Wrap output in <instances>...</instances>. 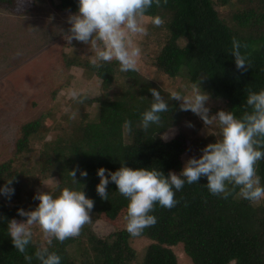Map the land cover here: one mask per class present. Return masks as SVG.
I'll return each mask as SVG.
<instances>
[{
	"label": "trees",
	"instance_id": "trees-1",
	"mask_svg": "<svg viewBox=\"0 0 264 264\" xmlns=\"http://www.w3.org/2000/svg\"><path fill=\"white\" fill-rule=\"evenodd\" d=\"M51 1L57 13L77 11L78 0ZM18 3L19 0H0V9L17 13ZM149 15H159L165 21L162 27L148 26L151 34L161 33L163 38L153 67L165 80L183 77L189 83L200 81L202 90L212 99L222 100L226 110L233 111L237 117L242 115L248 90L264 89V0H168L165 6H154ZM232 38L247 45L240 49L252 65L246 72L236 69L234 57L229 54ZM68 58L63 56L68 62L65 74H69L72 67L83 68L86 80L95 78L94 81L99 82L98 95L92 99L80 92L77 100L85 106L96 104L97 112L92 121H86L84 115V120L74 121L73 127L66 128V135L43 144L42 171L55 177L60 188L79 189L80 185L74 184L68 175L79 166L81 171L87 172L86 179L81 178L79 172L76 179L84 185L82 190L86 197L94 201L91 214L113 220L121 211L126 214L128 201L117 192L114 183L107 186L108 200H101L95 191L99 183L97 170L102 167L114 172L123 162L134 170L156 168L165 176L173 170L179 173L184 165L183 156L189 153L193 141L188 146L179 144L175 138L165 141L161 138L162 132L180 128L187 121L193 125L188 127L191 132L197 133L201 120L190 111H180L179 102L170 100V112L161 114V125H153L145 132L139 128V123L141 114L151 103L149 89L159 90L168 101L171 93L164 84L158 85L138 71L121 73L115 61L96 69L91 62ZM103 89H112L114 93ZM66 119L70 121L69 116ZM126 120L132 122L130 133L123 127ZM41 127L37 121L22 125L13 153L30 152V141L41 133ZM11 163L0 164V187L14 177L11 187L15 190L10 199L0 195V264H26L23 255L12 245L7 223L11 219L24 220L17 214L18 210H35L38 203L26 206L21 202L23 181L11 170ZM257 171L264 186V160L259 162ZM206 183V178H201L198 184L186 183L176 193L180 203L171 210L156 207L152 213L157 217L156 225L145 229L140 236L151 244L144 249L139 264H179L171 250L179 244L192 264H230V261L264 264V206L240 198L238 190L228 199L212 196L203 186ZM58 193V189L54 191V195ZM89 227H84L78 238L53 242L49 250L61 256V264L136 263V253L130 247L133 237L124 225L105 238L95 236ZM75 242L85 251L83 255L69 253ZM39 246L33 242L27 253L33 255ZM32 264L39 262L33 259Z\"/></svg>",
	"mask_w": 264,
	"mask_h": 264
},
{
	"label": "clouds",
	"instance_id": "clouds-1",
	"mask_svg": "<svg viewBox=\"0 0 264 264\" xmlns=\"http://www.w3.org/2000/svg\"><path fill=\"white\" fill-rule=\"evenodd\" d=\"M168 0H78L77 11L69 15L70 27L64 34L65 41L87 45L91 55L89 60L96 69L115 61L121 73L136 72L142 56L139 40L149 35L148 24L162 27L164 19L159 15H149L155 6L160 8ZM242 45L232 38L231 51L236 69L241 73L251 68V62L241 54ZM189 94L173 91L166 101L157 89H149L151 103L141 114L139 128L145 132L153 125H161L163 113L170 112V100L179 102L180 111H190L197 116L204 127H215L214 143L202 148L199 158H189L179 173L169 171L167 176L156 168L132 169L121 166L114 172L99 168L96 175L99 183L96 193L101 200H108L109 183L116 185L117 192L127 201L124 228L129 236L137 238L145 229L154 227L157 217L153 215L156 207L171 210L180 200L176 193L185 184H198L206 178L205 186L215 197L228 199L237 192L240 198L257 203L264 199V186L258 175V164L264 160V89L255 92L248 90L243 112L237 117L233 111L218 110L211 114V97L200 87V81L190 85ZM68 95L79 99V92L68 90ZM82 102V101H79ZM188 127H193L187 123ZM127 132L132 131V122L126 120L123 125ZM87 178V172L79 166L68 172L72 182L79 189L60 188L59 181L50 179L53 192H38L33 198L39 201L35 210H18L23 222L11 219L7 223L8 236L14 248L23 255L26 264L33 259L39 264H61V256L50 251L53 242L63 243L78 238L83 228L92 222L91 211L94 201L86 197L84 185L78 183L76 174ZM14 177L0 187V195L10 199L14 194ZM58 195H54L55 190ZM187 206V204H185ZM34 229L38 230L44 244L37 247L33 255L27 248L33 243ZM230 264H236L230 261Z\"/></svg>",
	"mask_w": 264,
	"mask_h": 264
},
{
	"label": "rangeland",
	"instance_id": "rangeland-1",
	"mask_svg": "<svg viewBox=\"0 0 264 264\" xmlns=\"http://www.w3.org/2000/svg\"><path fill=\"white\" fill-rule=\"evenodd\" d=\"M51 3V0H19L17 13L0 9V164L11 161V170L21 176L24 185L21 202L26 206L39 203L33 197L38 192L53 191L49 180H57L46 170L42 171L40 152L43 144L66 135V128L73 127L74 121L84 120V115L87 116L86 121H92L97 112L96 104L85 106L68 95V90L74 89L93 99L98 95L100 84L94 81L95 78L86 80L83 68L72 67L69 74L64 73L68 63L63 59L64 55L88 64L91 52L87 45L80 42L72 41L69 45L65 41L64 34L70 27L67 19L71 14L55 12ZM226 11L228 13L229 8ZM138 42L142 56L137 71L158 85L164 84L170 93L180 91L189 94L191 83L188 80L176 77L167 81L153 67L157 48L163 42L161 33L151 34L149 31V35ZM103 91L114 93L112 89ZM209 106L211 114L226 110L225 103L220 99L211 98ZM36 121L42 125L40 130L43 132L30 141V152L15 155L14 143L20 136L21 126ZM217 131L214 126L204 127L201 121V129L192 133L187 121H184L180 128L162 132L161 138L165 141L175 138L185 146L193 141L189 145H192L191 150L183 156L185 163L189 158H199L200 150L215 142ZM172 172L177 173L175 170ZM254 204L264 206V199ZM91 217L92 222L86 226H90L88 230L99 238L119 231L124 225V211L113 220L103 215L97 216L98 219L93 214ZM33 242L40 246L44 244L36 229ZM149 244L150 240L141 237L130 240V247L136 253L135 264L140 263L142 253ZM171 250L179 264H192L181 244L171 247ZM69 251L80 256L85 252L80 250L77 242L72 244Z\"/></svg>",
	"mask_w": 264,
	"mask_h": 264
}]
</instances>
